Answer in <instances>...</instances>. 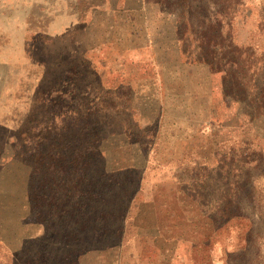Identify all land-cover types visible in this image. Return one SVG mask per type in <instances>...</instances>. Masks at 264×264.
Returning <instances> with one entry per match:
<instances>
[{
    "label": "rangeland",
    "instance_id": "rangeland-1",
    "mask_svg": "<svg viewBox=\"0 0 264 264\" xmlns=\"http://www.w3.org/2000/svg\"><path fill=\"white\" fill-rule=\"evenodd\" d=\"M3 47L0 264H264V0H0Z\"/></svg>",
    "mask_w": 264,
    "mask_h": 264
},
{
    "label": "crops",
    "instance_id": "crops-1",
    "mask_svg": "<svg viewBox=\"0 0 264 264\" xmlns=\"http://www.w3.org/2000/svg\"><path fill=\"white\" fill-rule=\"evenodd\" d=\"M0 113L2 114L0 126L6 123V52L0 49ZM167 162H165L166 164Z\"/></svg>",
    "mask_w": 264,
    "mask_h": 264
}]
</instances>
